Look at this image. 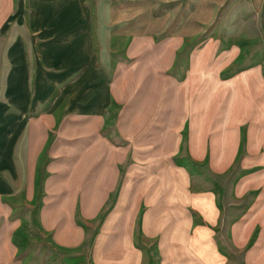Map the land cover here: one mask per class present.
I'll use <instances>...</instances> for the list:
<instances>
[{"label": "crops", "instance_id": "0c3cea01", "mask_svg": "<svg viewBox=\"0 0 264 264\" xmlns=\"http://www.w3.org/2000/svg\"><path fill=\"white\" fill-rule=\"evenodd\" d=\"M29 7V34L13 41L4 81V104L17 114L7 120L0 112V264H30L43 240L78 254L88 232L79 220L95 230L92 264H264V213L256 208L230 221L225 246L215 237L220 213L213 196L195 191L175 163L210 156L224 171L237 140L211 135L209 87V97L192 98L190 109L174 101L186 84L191 90L205 80L192 76L194 66L187 83L167 75L174 35L116 37L104 28L102 42L113 37L111 47L120 43L125 61L100 65L81 0H30ZM185 123L190 155L181 157L177 128ZM113 136L125 144L114 145ZM28 199L30 213L12 207Z\"/></svg>", "mask_w": 264, "mask_h": 264}, {"label": "rangeland", "instance_id": "374dc122", "mask_svg": "<svg viewBox=\"0 0 264 264\" xmlns=\"http://www.w3.org/2000/svg\"><path fill=\"white\" fill-rule=\"evenodd\" d=\"M29 5L30 0H0V112L6 114L7 120L17 114L8 103L4 104V81L11 66L9 54L14 48L11 49L13 41L19 35L29 34ZM81 8L88 12L91 19L94 47L99 53L100 65L104 62L110 65L113 61H125L121 59L123 53L118 52L120 43L111 47L114 44L113 37L109 42H102L104 28L110 29L116 37L145 34L158 41L174 35V68L167 75L187 83L194 66L198 72L192 76L205 78L201 82L198 80L195 90H189L188 84L179 89L174 101L179 104V108L184 109L186 102L192 103V98H208L209 87L211 98L208 103L213 109L211 135H234L237 140L236 157L224 171L212 167L215 161L210 156L200 162L188 157L178 159L175 163L186 168L195 191L213 196L217 213H220L219 222L214 226L215 237L227 246L230 221L256 208L259 213H264V0H81ZM50 35L48 33L47 36ZM26 40L24 45L33 48V40L30 42L28 37ZM108 53L110 57H107ZM256 76L257 82L254 81ZM231 81L235 83L232 87L236 86L239 92L233 93L229 84ZM184 116L185 113L178 115L181 122ZM177 129L182 135L179 155L186 157L188 152L184 145L188 126L185 123ZM108 133L112 134V131L109 129ZM117 138H111L114 145L125 144V141ZM211 140L213 144V138ZM36 178H39L38 174ZM29 190L27 197H30ZM16 199L19 200L18 197ZM33 205L34 202L32 204L28 199L12 207L17 208V213L24 214L30 213V206L33 209ZM109 206L110 203L106 210ZM78 222L88 229L83 250L78 254L62 253L44 240L38 241L36 247L32 245L36 254L30 264H92L89 250L95 230H91L90 226L88 228L81 220ZM25 225L27 236H30V224ZM137 240L142 243L139 236ZM27 246L26 252H29L30 242ZM24 255H18L16 261L23 260ZM71 257L81 258L77 261L66 260ZM236 257L238 259V253Z\"/></svg>", "mask_w": 264, "mask_h": 264}, {"label": "trees", "instance_id": "16d2710c", "mask_svg": "<svg viewBox=\"0 0 264 264\" xmlns=\"http://www.w3.org/2000/svg\"><path fill=\"white\" fill-rule=\"evenodd\" d=\"M81 257H71V258H66V260H74V261H77L79 260Z\"/></svg>", "mask_w": 264, "mask_h": 264}]
</instances>
